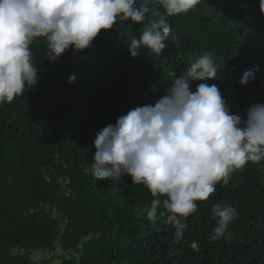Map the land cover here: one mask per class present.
Masks as SVG:
<instances>
[{"label":"trees","instance_id":"trees-1","mask_svg":"<svg viewBox=\"0 0 264 264\" xmlns=\"http://www.w3.org/2000/svg\"><path fill=\"white\" fill-rule=\"evenodd\" d=\"M264 264V0H0V264Z\"/></svg>","mask_w":264,"mask_h":264},{"label":"rangeland","instance_id":"rangeland-1","mask_svg":"<svg viewBox=\"0 0 264 264\" xmlns=\"http://www.w3.org/2000/svg\"><path fill=\"white\" fill-rule=\"evenodd\" d=\"M64 253V255L68 256L70 254L69 251H64L58 242L56 243V249L54 251H49L48 249H33L31 252V257L34 261L38 263H42V260L46 261V264H59L60 255ZM42 264H45L42 263Z\"/></svg>","mask_w":264,"mask_h":264}]
</instances>
